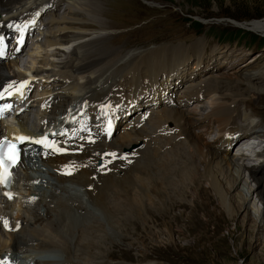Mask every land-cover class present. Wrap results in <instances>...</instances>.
Segmentation results:
<instances>
[{
	"label": "bare ground",
	"instance_id": "6f19581e",
	"mask_svg": "<svg viewBox=\"0 0 264 264\" xmlns=\"http://www.w3.org/2000/svg\"><path fill=\"white\" fill-rule=\"evenodd\" d=\"M62 3H64L62 9L65 10L67 15L60 16L56 13L60 12L59 9ZM98 3V0H0L1 27H6V29L16 27L34 32L33 26H39L38 23H35V20L40 19L43 21L45 17L47 19L40 29V38L38 39L37 36L34 41L33 52L27 49L26 53H24L27 46L21 48L19 44L21 35H18L11 44L5 45L4 51H6V54L5 56H0V86L14 77L25 76V72H33L40 80L42 78H47L48 80L53 78L51 82L53 89H49L48 93L61 91L57 98H63L64 107L70 105L76 112L83 107L94 110L92 106L97 109L100 104H105L109 101L111 102L110 106L127 107L123 112L116 111V114L120 116L118 121L119 131L118 134H114V138L109 144L102 142L99 148L95 147L89 150L88 153L75 156V158L83 161L93 157L92 160L96 161L98 156H93L94 151L97 149L103 151L105 147L115 148V158L106 167L101 169L87 167L74 176L66 177L59 175L56 171L57 168H60V162L71 163L72 161L70 160L64 161L60 158L45 160L43 163L48 167L46 170L39 168L37 161L22 160L19 163L17 169L19 181L25 186L26 197L37 193L40 198L36 202H4L0 199V211L3 209L12 211L14 207L18 206L17 218L23 220V226L18 232H6L0 224V258H3V254L11 250L14 254L11 255L9 264H18V259L20 261L19 264H23L20 260L21 257H18V252L23 251L22 253H24L26 249L33 251L43 249L55 259H59L64 252V260L52 258L49 264H103L98 258L99 255L96 258L91 255L92 253L87 252L88 255H84L80 252V248L84 250L85 247L90 248L92 246L84 238L88 227H80L83 225L89 226L90 222L96 223L97 215L109 212V201H112V206L117 202L122 206L126 203L125 210L123 208L121 209L123 211L119 212L122 216L117 214V219L119 220H123V215L125 214L135 213L131 212L130 209L134 205L139 206L140 211L136 213L141 215L143 212L141 208L146 197L151 200L150 202L158 199V203H155L157 208L160 207L159 203H162L167 210L168 205L165 204L170 200L171 194L165 193V195L159 192V190L164 189L167 191V185L161 186L154 182L160 177H164L159 182L166 183L168 180L166 176L172 170L179 172L183 168H188L185 166L175 168V164L178 161L175 158L176 155L185 157V162H188L186 158L190 154V151L186 149L188 145L197 147L204 152V164L199 175L202 176L204 174L208 177L209 183L216 189L220 201L225 207L229 208L232 213L237 210L230 201L229 194L224 187V181H229L230 186H235L237 182L243 180L244 201L256 194L262 203L263 209L257 207L256 204L253 207L258 214V219H264V145L259 152L254 154L256 159L250 160L252 162L251 165L240 162L239 159L246 158L243 153L241 155L232 153L230 156H226L230 153L231 145L238 139V143H240L245 135V132H242L240 136L239 131H241V128L233 126L236 117L241 114L237 111L236 116L232 115L235 105L240 101L237 99L240 95L238 89H245L243 86L244 80L240 77L237 78L238 76H234L235 74H231L230 79L237 84L238 88H236V85L229 86L230 90L225 93L226 87L223 86L221 88L215 82L219 78L218 75L222 73H218L216 77L210 76L209 78L200 79L199 75L201 76V73L198 74V71L203 70L199 66L202 63L201 61L204 60L203 54L206 51L202 39L191 45H165L152 49L145 56L137 57L134 63L131 60L129 63L122 65L123 67H119L121 71L118 69L110 73L108 72L109 68L118 58H114L115 55H109L107 56L108 61L101 68L90 71L84 78L82 76L77 78L76 74L84 73L97 65V61L102 55L101 46L103 47L104 44L96 47L95 43L103 42L104 38L102 39L100 34L99 38L87 39L91 34L88 30L95 27L85 28L83 26L84 17H90V21L94 22L95 25H100L95 12V9L99 7ZM69 44L72 47L74 46L71 56L68 59L66 57L62 59L63 57H61L60 53L64 52V47ZM104 46L109 48L106 45ZM9 48L10 51L7 52ZM22 51V59L26 58L27 61H32L31 65L27 64L26 61L25 63L20 62ZM193 51L196 58L191 56ZM103 52H105V49ZM233 55L236 54L234 53ZM13 57L15 58L12 61L7 62ZM105 57L104 55L103 59ZM190 57L195 59L194 62L190 63L192 59ZM237 59L236 64L232 65L230 69L237 68L245 60L244 57H238ZM110 62H113L112 65L109 64ZM251 62H254V60ZM128 64H135L130 71H128L130 69L129 66H126ZM189 66L192 70L188 73L187 69H189ZM224 66L226 65L224 64ZM225 69L223 72H231L227 68ZM255 69L257 71L255 65H250V70ZM207 70H209L208 67L204 68V71ZM118 72H120L119 75L130 73L133 76V83L129 86L131 94L128 96L125 93V89H120L123 86L120 81L123 75L117 79ZM258 74L255 73L252 77L257 79ZM160 75H164L165 78L160 80ZM206 75H212L211 71ZM184 78L193 79V81H190V88L186 90L187 92L185 91L186 98L182 100L172 98L176 106L169 107L170 105H166L168 101H165L169 100V96L165 95L166 91L174 94L177 91H181L183 86L181 83ZM40 82L44 87L50 85L43 81ZM233 87L236 91L230 92ZM252 88L256 89L255 87ZM262 89L260 88V90ZM26 90L27 87L23 91L26 92ZM245 90L247 91V89ZM6 91L7 89H0V96ZM149 91L153 93L152 97L147 95ZM218 92L221 93L217 95ZM147 96L149 99H146ZM207 96L213 97L208 104L194 106L190 110L182 108L183 105H189L191 100L200 101ZM137 100H141L143 104L135 105ZM244 103L246 106H251L250 99L244 100ZM29 106L32 108L34 102H31ZM57 106L59 105L55 103L52 110L48 113L38 112L40 121L52 117L56 112ZM144 106V111L134 113L130 119L126 115L128 111H139ZM245 117L246 120L250 119L249 115H245ZM208 120L211 121V124L207 123ZM18 122L21 128L25 130L38 126L34 122H29L26 116H20ZM178 123H181L180 127L179 125H174ZM6 126L4 122L0 121V132ZM121 128H123V132H121ZM195 128L199 132L194 131ZM179 131L181 133L176 137L175 132ZM214 132L216 134L212 139L205 138V135H212ZM169 135L176 138L168 144L165 138ZM180 136H184V140H180ZM261 136L264 138V133ZM247 148H251V146H247ZM181 150L185 152V155L180 154ZM166 153L169 158L164 160ZM217 153H224L225 156H219ZM192 156L196 160L200 159L198 154H193ZM26 161L29 163H26ZM164 161L167 163H163ZM189 162L190 166L196 165L195 161ZM245 171L248 172L247 179L244 178ZM178 172L175 174L177 175ZM137 175L139 178L142 177L144 182L139 181ZM182 175L183 173L179 177ZM39 177L41 182L35 184L34 179ZM190 179H192L193 184L196 183L197 175H190ZM147 180L151 182L149 185L146 184ZM71 184L76 185L77 188L72 187ZM151 187L153 189L150 193L149 189ZM175 187H178V185ZM48 188H50V192L46 194ZM132 190L134 193H131ZM183 192L185 191L182 190L175 195L178 196ZM122 197L123 199H121ZM168 210H171V208ZM113 214L116 213L113 212ZM235 214L233 213L232 215ZM148 215L149 220L144 219V221L149 226L155 220L153 216ZM75 218L76 221L74 220ZM203 219L201 213L191 212V216L182 214L179 223L183 222V225L179 224L177 229L173 226V223L162 221L165 231H160V233L163 232L169 238H172L174 233L181 236L185 230L186 235H191L193 231L191 224L195 221L201 222ZM87 220H89V223ZM10 226L12 227L13 225L11 224ZM74 226L80 228L79 235L74 230ZM91 227L94 229L95 226ZM80 235L82 238L78 244ZM58 236L67 240L66 245L62 249H59L61 242L57 238ZM71 237H74V242L69 240ZM142 247L147 249V245H142ZM61 250L62 252H60ZM37 253L44 254L43 252ZM28 255L29 257L31 256L30 254ZM34 262V264H41L36 259H34Z\"/></svg>",
	"mask_w": 264,
	"mask_h": 264
},
{
	"label": "rangeland",
	"instance_id": "374dc122",
	"mask_svg": "<svg viewBox=\"0 0 264 264\" xmlns=\"http://www.w3.org/2000/svg\"><path fill=\"white\" fill-rule=\"evenodd\" d=\"M98 2L99 7L95 9V12L100 25H95L94 22L89 20L90 17L83 18L85 28L95 27L88 30L91 33V38H99L100 34V37L104 38L103 42L95 43L96 47L104 44L110 48H106L104 45L101 46L102 55L97 63L103 60L106 53L110 56L115 55L114 58H118L123 53L132 54L144 49L149 50L151 48L150 50H152L155 49L153 47L159 48L157 46L163 47L165 45H191L202 39L205 47L207 46V50L204 53V60L201 62H203L202 66H205L204 68L208 67L209 70L204 71L203 68V71H198V74L201 73V76L199 75L200 79L209 78L210 76L216 77L218 73H222L218 75L219 78L215 82L221 88L226 87V90H224L226 93L230 90L229 86L236 85V88H238L237 84L230 79V75L235 74L234 76H238L237 78L240 77L244 80L243 86L247 91L244 88L238 89L240 95L237 99L240 101L237 104L235 103L232 113L235 116L236 111H239L241 115L236 117L233 125L244 129L247 123L244 115L250 114L256 119L259 127H264V45L259 46L261 37H264V0H98ZM63 10L60 7V12L56 14L60 16L67 15ZM240 13H244V15L240 16ZM245 13L247 14L245 15ZM196 20L202 22L201 30L196 29V25H194ZM237 30L244 32H240L235 37ZM252 34L258 35V37L251 40ZM231 36L235 38L229 39ZM32 47H34V40L29 45L31 52H33ZM104 49L105 52H103ZM213 50H215L214 53ZM26 51L25 47L24 53ZM234 53L236 55H233ZM22 54L23 51L20 62L25 63L26 61L27 64L31 65L32 61L29 62L26 58L22 59ZM191 54L196 58L194 51ZM61 57H66L64 52L61 53ZM238 57H244V62H241L240 66L237 65V68L230 69L232 65L236 64ZM14 58L7 62L12 61ZM136 58L132 59L133 63ZM216 59L217 61H215ZM253 60L254 62H251ZM192 62H194V59L190 60V63ZM112 63L109 64L112 65ZM246 64L248 65L246 66ZM134 65H126L130 68H128V71ZM214 65L216 66L213 67ZM250 65H255L257 71L256 69L250 70ZM225 68L231 72H223ZM118 69L121 71V68L116 70ZM210 71L212 75L207 76L206 74ZM119 73L117 79L123 75H119ZM255 73H259L257 79L252 77ZM160 79L162 80V78ZM190 81H193V79H183L181 83L183 86L181 91H177V97L182 99L185 94L184 90L188 89ZM132 83L133 76L130 74L128 83L126 81L123 84L125 90L129 89L130 94L131 89L129 86ZM260 88L263 89L260 90ZM235 91L236 89L233 87L230 92ZM220 93L218 92L217 95ZM212 99V96H207L201 101H191L189 105H183L182 108L190 110L194 106L208 104ZM247 99L251 100V106H246L244 103V100ZM59 104H61V100H59ZM170 104L173 105V102ZM210 122V120L207 121L208 124H211ZM174 125L180 127L181 123ZM194 131L199 132L196 128ZM180 133L181 131L175 132L176 137ZM214 136L215 132L212 135H205V138L212 139ZM175 138L169 135L165 140L169 144ZM180 140H184V136H181ZM186 149L190 151V154L186 157L188 162H185V157L176 155L175 158L178 161L175 168L179 166L188 168H183L179 172L172 170L166 176L168 177L166 183L159 182L164 177H160L158 180L155 179L156 182H154L161 186L167 185V191L165 189V191L158 190L160 194H171L168 203H164L171 210H166V206L162 203L157 204L160 206L157 208L155 203H158V199L150 202L151 200L146 197L141 208L143 209L141 215L136 213L140 211L139 206L134 205L130 209L131 212L135 213L125 214L123 220H119L117 214L125 210L126 203L122 206L115 201L117 203L112 206V201H109V212L97 215L96 223H89V220H87L89 226L83 225L80 227H88L84 238L92 245L90 248L85 247L84 250L80 248V252L84 255H88L87 252L92 253L91 255L96 258L99 255L98 258L103 264H264V219H258V214L253 207L256 204L257 207L263 209L259 197L257 198V195L253 194L244 201L243 180L237 182L235 186H230L229 181H224V187L229 194L230 201L237 209L236 212H233L236 214L232 215L231 210L220 201L219 195L209 183L208 177L204 174L199 175L204 164V152L192 145L186 146ZM230 151L226 156L233 153L232 150ZM184 153L181 150L180 154ZM192 153L198 154L200 159L196 160L195 155L192 156ZM219 156L225 155L221 153ZM168 158L169 156L166 153L164 160ZM239 160L240 162H242L241 160L247 161L246 159ZM189 161H195L196 165L190 166ZM26 163L29 162L26 161ZM163 163L166 164L167 162L164 161ZM176 172H178L177 175ZM182 173L183 175L179 177ZM192 174L197 175V182L194 184L190 179ZM244 176L245 179L248 178L247 171L244 172ZM137 179L144 182L142 177L139 178L138 175ZM150 183L149 180L146 181L147 185ZM174 184L178 187H175ZM152 189L153 187L149 189L150 193ZM182 190L185 192L178 196L175 195ZM131 193H134V191L132 190ZM113 212L116 214H113ZM191 212L201 213L204 218L201 222L195 221L191 224L192 236L190 234L186 235L185 230L181 236L174 233L172 238H169L163 232L160 233V231H165L163 222L169 221L178 229L179 224L183 225V222L179 223L180 216L182 214L191 216ZM148 214L153 216L155 220L149 226L144 221V219L149 220ZM74 220L76 221V218ZM87 222L85 221V223ZM91 226H95L94 229ZM78 228L74 226V230L78 232L77 235H79L80 230ZM57 238L61 242L59 249L64 248L67 240H64L61 236ZM78 238L79 244L82 236L80 235ZM142 245H147V249H143ZM51 261L47 260L45 263L49 264Z\"/></svg>",
	"mask_w": 264,
	"mask_h": 264
},
{
	"label": "snow or ice",
	"instance_id": "6c2138e0",
	"mask_svg": "<svg viewBox=\"0 0 264 264\" xmlns=\"http://www.w3.org/2000/svg\"><path fill=\"white\" fill-rule=\"evenodd\" d=\"M19 42L20 43L23 42V35H21V40ZM3 43L4 41L0 39V45H2ZM2 54L3 52L0 51V55ZM0 98H2V96H0ZM11 109H12V105L10 104H5L3 106H0V118H4L5 116H7L9 112L11 111ZM16 139L19 140L20 142H25V141L30 140V138L27 136L16 137ZM34 142L45 145V146H49V147L53 146L47 137L36 140ZM57 150H60V149L57 148ZM17 155H18V151H17L16 144L8 140L0 141V164L5 163V161L15 163L17 160ZM8 178H10V174L7 172V169H5V176H4V181H3L5 182V184L7 183ZM0 222H3L7 226L6 220H2V218H0Z\"/></svg>",
	"mask_w": 264,
	"mask_h": 264
},
{
	"label": "trees",
	"instance_id": "16d2710c",
	"mask_svg": "<svg viewBox=\"0 0 264 264\" xmlns=\"http://www.w3.org/2000/svg\"><path fill=\"white\" fill-rule=\"evenodd\" d=\"M247 13H245V15H246ZM244 15V13L243 14H241L240 13V16H243ZM240 16H237V17H239V18H241ZM248 18V17H247ZM252 18V17H251ZM246 19V18H245ZM194 25H196V29L197 30H201L202 29V22H200V21H194ZM240 32H244V31H241V30H237V33L235 34V36H237ZM246 32V31H245ZM258 37V35H254V34H252V36H251V40L252 39H254V38H257ZM261 41H260V43L261 44H259V46H263L264 45V37H261V39H260Z\"/></svg>",
	"mask_w": 264,
	"mask_h": 264
}]
</instances>
